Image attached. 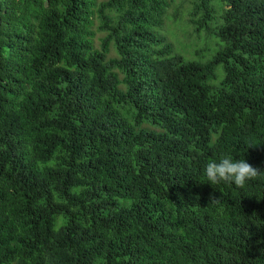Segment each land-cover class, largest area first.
Instances as JSON below:
<instances>
[{
	"label": "trees",
	"instance_id": "obj_1",
	"mask_svg": "<svg viewBox=\"0 0 264 264\" xmlns=\"http://www.w3.org/2000/svg\"><path fill=\"white\" fill-rule=\"evenodd\" d=\"M176 1L0 0V264H264V0Z\"/></svg>",
	"mask_w": 264,
	"mask_h": 264
},
{
	"label": "rangeland",
	"instance_id": "obj_2",
	"mask_svg": "<svg viewBox=\"0 0 264 264\" xmlns=\"http://www.w3.org/2000/svg\"><path fill=\"white\" fill-rule=\"evenodd\" d=\"M104 1V0H99ZM180 6L179 18H175L176 7ZM189 0H177L168 10V17L165 20V24L161 30V33L167 38V40L173 43L175 50L180 51L187 58L192 60H198V48L197 44L202 45L194 36L193 27L188 22L187 11H189ZM102 33L97 34V45H99V37H102ZM204 37V36H203ZM215 49V47H214ZM212 53V52H211ZM206 52L205 54H211ZM115 53H112L114 55Z\"/></svg>",
	"mask_w": 264,
	"mask_h": 264
},
{
	"label": "clouds",
	"instance_id": "obj_3",
	"mask_svg": "<svg viewBox=\"0 0 264 264\" xmlns=\"http://www.w3.org/2000/svg\"><path fill=\"white\" fill-rule=\"evenodd\" d=\"M205 173L211 184H218L221 181L234 183L236 187L242 188L245 183L258 177L261 171L253 167L245 159L233 161L228 156L222 158L219 163L210 162L206 165Z\"/></svg>",
	"mask_w": 264,
	"mask_h": 264
}]
</instances>
